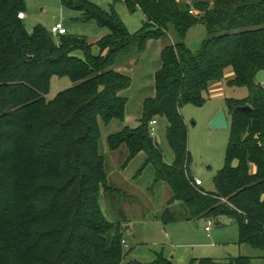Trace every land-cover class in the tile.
<instances>
[{
	"label": "trees",
	"instance_id": "trees-1",
	"mask_svg": "<svg viewBox=\"0 0 264 264\" xmlns=\"http://www.w3.org/2000/svg\"><path fill=\"white\" fill-rule=\"evenodd\" d=\"M59 1L107 33L94 42L66 33L55 41L42 27L28 33L17 17L23 0H0V264H170L161 255L150 263L126 260L122 220L107 219L99 205L103 197L109 210L118 212L124 197L109 184L99 127L100 121L125 119L127 99L119 92L131 79L119 67L132 69L149 39L166 40L170 32L174 42L161 47L154 96L143 100L135 125L107 135V149L122 150L120 169L143 152L137 173L151 164L153 185L169 188L166 204L152 217L164 225L181 218L220 224L229 217L239 243L260 248L264 257V88L255 76L264 69V0L190 5L123 0L145 17L134 32L113 8ZM198 24L206 37L192 51L184 40ZM226 68L233 73L226 84L245 87L247 95L225 98L230 114L225 163L212 178L215 189L206 191L193 182L187 125L179 109L202 105L209 85L220 83ZM52 76L72 84L47 100ZM244 105L251 110H238ZM162 118L170 164L150 133V121ZM191 264L250 263L239 255Z\"/></svg>",
	"mask_w": 264,
	"mask_h": 264
},
{
	"label": "rangeland",
	"instance_id": "rangeland-1",
	"mask_svg": "<svg viewBox=\"0 0 264 264\" xmlns=\"http://www.w3.org/2000/svg\"><path fill=\"white\" fill-rule=\"evenodd\" d=\"M87 1L106 11L113 8L129 32L139 29L145 20L138 8L134 11L129 10L123 0ZM176 1H180L181 5L185 2L190 5L197 1L212 2L213 0ZM23 5L24 17L21 21L28 33H32L35 27H42L50 32L51 27L57 22H62L66 35L84 37L90 42L107 33L106 28L94 21L82 19L78 10L60 4L59 0H23ZM58 37L54 35V40L57 41ZM205 37L206 31L203 26L195 25L184 40L185 46L196 51ZM173 38L170 32L166 40L162 38L149 39L146 42L141 63L144 69L150 68L149 66L155 60L159 63L160 54L156 55L157 51H161L163 44L173 43ZM91 50L98 54L99 50L95 46ZM75 55L79 58L84 57L81 50H76ZM121 72L127 74L130 79L134 78L130 69ZM255 76L260 83L264 79V69L258 71ZM222 77L220 83L209 85L205 102L202 105L186 104L179 109L184 123L187 125L188 151L191 156L190 172L193 177L201 180V187L207 191L215 189L212 178L224 166L225 151L229 141V127L211 128L209 121L220 110H225L229 124L230 114L226 108L225 98L239 99L247 95L245 87H230L226 84V81L233 78L231 68L224 69ZM50 82L49 92L44 95L47 100L51 99L56 92L68 88L72 84L66 78L57 76H52ZM137 111L130 119L125 118L123 122L116 119L108 124L99 122L100 152L106 158L105 171L109 184L121 189L124 196L118 203L122 207L121 211H110L103 197L100 198L99 205L107 219L112 220L119 217L122 220L121 225L123 228L125 227L124 231L122 229L125 259L150 263L158 255H161L170 264H191L192 260L197 261L202 258L222 260L231 256L244 255L249 257L250 264H264L263 251L260 248L253 247L246 242L239 243L237 225L229 217H222L220 224L211 221L208 232L204 231V227L207 226L205 219L181 218L164 225L159 219L152 217L153 214L160 212L166 204V200L171 195L169 188L163 182L153 185L154 173L151 164L137 173L145 160L143 153L134 157L124 169H120L119 165L124 160L122 150L109 151L105 143L107 135L116 133L124 125H135L142 114L139 110ZM165 125L166 122L163 118L157 120V124L154 125L153 138L162 150L164 161L170 164L173 156L165 140ZM0 176H2L1 173Z\"/></svg>",
	"mask_w": 264,
	"mask_h": 264
},
{
	"label": "crops",
	"instance_id": "crops-1",
	"mask_svg": "<svg viewBox=\"0 0 264 264\" xmlns=\"http://www.w3.org/2000/svg\"><path fill=\"white\" fill-rule=\"evenodd\" d=\"M192 27H194V26H192ZM191 28L189 30H187V34L191 30ZM187 34H186V36H187ZM94 41H91V42H94ZM158 53L160 54V51L159 52L157 51V53H156V55L159 56ZM143 57H144V51L139 56L137 62L135 63L136 65H134V67L132 69H130V70H132V75L134 76V78L133 77L131 78L130 86L128 88H126V89H124V90L119 92V94L121 96H124L127 99V102H126V105H125V109H124L125 118H127V119H130L131 116L134 113H137L138 112L137 110H139L142 113L141 106H142L143 100L146 99V97L154 96L153 95L154 94V79H153V76H154L155 71L160 68V65H161L160 64V59H159L160 56L158 57L159 63L156 62V60L155 61L153 60L154 61L153 64L151 66H149L150 68H148V69H144L143 68V64H141L142 60H143ZM155 58H156V56H155ZM120 68H121L120 71H124V70L127 69L125 67V65H121ZM124 68H126V69H124ZM122 69H124V70H122ZM142 69H143V71H142ZM149 88H150V90H149ZM156 124H157V121H156L155 125ZM141 153H143V152L137 153L134 157L138 156ZM143 155H144V153H143ZM144 157H145V155H144ZM201 185H202V182H201ZM205 227H204V231L208 232L210 229L208 231H206Z\"/></svg>",
	"mask_w": 264,
	"mask_h": 264
},
{
	"label": "built area",
	"instance_id": "built-area-1",
	"mask_svg": "<svg viewBox=\"0 0 264 264\" xmlns=\"http://www.w3.org/2000/svg\"><path fill=\"white\" fill-rule=\"evenodd\" d=\"M190 12H192V10H190ZM17 17L18 19H22L24 17V13L23 12H19V14H17ZM50 32L53 34V35H60V34H65V29L63 27V24L62 22H57L56 24H54L52 27H51V30ZM260 85L262 87H264V79L260 82ZM155 123H156V120H151L150 121V133L151 135L153 136L154 135V131H155ZM194 184L200 186L201 185V180L197 177H194V180H193ZM212 220H208L207 221V226L205 227V230L208 231L210 229V222Z\"/></svg>",
	"mask_w": 264,
	"mask_h": 264
},
{
	"label": "water",
	"instance_id": "water-1",
	"mask_svg": "<svg viewBox=\"0 0 264 264\" xmlns=\"http://www.w3.org/2000/svg\"><path fill=\"white\" fill-rule=\"evenodd\" d=\"M238 110L243 111H250L251 108L248 105L239 106L237 107ZM211 128H227L229 127V124L227 123L226 113L225 110H220L217 114L213 115L209 121ZM125 230V227L123 228V231Z\"/></svg>",
	"mask_w": 264,
	"mask_h": 264
}]
</instances>
